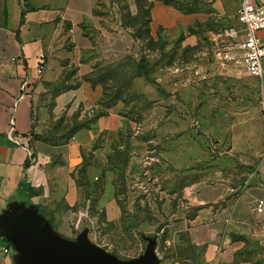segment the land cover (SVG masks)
I'll use <instances>...</instances> for the list:
<instances>
[{
    "label": "rangeland",
    "instance_id": "374dc122",
    "mask_svg": "<svg viewBox=\"0 0 264 264\" xmlns=\"http://www.w3.org/2000/svg\"><path fill=\"white\" fill-rule=\"evenodd\" d=\"M166 1L181 13L169 20L161 13L164 24L150 31L151 39L147 18L133 21L137 13L117 0L123 24L139 45L136 55L114 66L117 78L105 82L109 95H102L100 103L58 102L64 91L80 84L73 69L39 87L33 96L34 133L54 143H69L77 136L82 144L76 173L95 218L77 227L74 220L66 221L58 230L62 235L75 239L88 227L92 241L122 259L145 251L143 235L156 236L160 264H202L200 249L180 225L187 213V188L201 178L200 169L215 167L230 150L233 126L243 113L259 106L264 118V86L217 58L221 31L239 27L241 0ZM108 5L99 6L96 13H107ZM87 26L95 35L92 24ZM141 59L155 82L143 78V94L132 81ZM125 78L129 84L123 83ZM98 85L104 92V83ZM111 96L121 99L119 107H108ZM103 116L114 120L109 128L98 126ZM185 153L190 160H183ZM192 169L197 172H187ZM101 208L105 213L109 209L113 220L103 218Z\"/></svg>",
    "mask_w": 264,
    "mask_h": 264
},
{
    "label": "crops",
    "instance_id": "0c3cea01",
    "mask_svg": "<svg viewBox=\"0 0 264 264\" xmlns=\"http://www.w3.org/2000/svg\"><path fill=\"white\" fill-rule=\"evenodd\" d=\"M111 1L0 0V214L14 201H27L41 206L50 219L54 216L57 230H63L68 220H74L77 227L95 218L76 173L82 144L77 136L69 143L35 136L33 96L39 87L61 80L73 69L80 84L64 91L58 102L100 103L102 88L85 77L98 64H117L133 55L139 46L123 24L117 0L112 8ZM122 1L137 13L136 0ZM150 1H154L152 32L164 24L161 13L167 20L181 13L171 5ZM107 3V13L97 14L96 9ZM87 23L96 29L95 35ZM260 36L264 39V31ZM42 61L44 69L39 72ZM133 84L141 94L147 93L143 77L135 78ZM262 97L264 110V91ZM12 121L19 144L8 138ZM113 121L103 116L97 124L109 128ZM263 150L264 118L256 106L234 124L230 150L218 158L215 167L200 169L201 178L187 188V208L192 211L184 209L187 213L180 225L190 241L203 248L204 264H264V210H257L264 200ZM110 212L106 209L109 221L113 220ZM3 239V246H9ZM3 246L0 264H15L12 246L8 254L1 251Z\"/></svg>",
    "mask_w": 264,
    "mask_h": 264
},
{
    "label": "water",
    "instance_id": "95a60500",
    "mask_svg": "<svg viewBox=\"0 0 264 264\" xmlns=\"http://www.w3.org/2000/svg\"><path fill=\"white\" fill-rule=\"evenodd\" d=\"M0 237L15 250V264H160L158 238L143 235L145 251L122 259L92 241L85 227L75 239L62 235L35 203L14 201L0 214Z\"/></svg>",
    "mask_w": 264,
    "mask_h": 264
},
{
    "label": "built area",
    "instance_id": "2783aa9c",
    "mask_svg": "<svg viewBox=\"0 0 264 264\" xmlns=\"http://www.w3.org/2000/svg\"><path fill=\"white\" fill-rule=\"evenodd\" d=\"M239 27H230L221 31L217 42V58L223 64L239 68L246 75L256 78L264 86V39L260 33L264 31V0H241L237 13ZM44 69L43 61L40 62L38 71ZM27 83L22 90L25 92ZM8 138L19 144V137L15 134V124L8 133ZM28 152L31 155V150ZM264 158V156H263ZM257 210L263 212L264 200H260ZM9 246H3L4 254L10 253Z\"/></svg>",
    "mask_w": 264,
    "mask_h": 264
},
{
    "label": "trees",
    "instance_id": "16d2710c",
    "mask_svg": "<svg viewBox=\"0 0 264 264\" xmlns=\"http://www.w3.org/2000/svg\"><path fill=\"white\" fill-rule=\"evenodd\" d=\"M161 1H163L166 5H171L172 6V3L169 2V1H166V0H161ZM136 4H137V9H138L137 11L138 12H137V16L133 17V21H138L140 19V17L145 16V18H147V20H148V25H149L148 26V31H147V33H148V37L147 38L153 39V37H152V35L150 33V31H151L150 23L152 21V8L154 6V1H150V0H136ZM83 28L86 30L87 26L85 24H83ZM86 33L89 34V32H87V31H86ZM115 65H117V64H111V65H103V64L99 65L98 64L95 67L94 71L90 75L85 77V80L91 82L93 86L98 85L99 83H101V84L104 83V85H103L104 92H103L102 95H104V96L109 95V93H107V90H105L106 87H107L105 82H107V80H112L113 81L115 78H117L116 74H112L113 69H115V67H114ZM145 70H146V63H145L144 59H141V60L138 61V71L133 74L132 81H134V79L137 78V77H143L147 82L155 83L153 81V79L150 77V74L147 72V70L146 71ZM97 71H98V76L95 77V74H96L95 72H97ZM123 83L129 84L128 79L126 80V78H125ZM114 87H116V85ZM114 98L115 97H113V96L110 97V99H109L110 103H109L108 107L111 108V107L117 105V103L119 101H121V99L118 96H117L118 99H116V98L114 99ZM38 207H39V211L49 219V221L52 223L53 227L55 228L52 219H50L45 214V212H44V210H43V208L41 206H38ZM90 211H91L92 215L95 216L96 211L94 212V208L91 205H90ZM101 212L103 213L102 214L103 218H105L106 217L105 209L101 208ZM188 240L190 241V239H188ZM8 245L11 246L10 243H8ZM194 246H196V245H194ZM191 247H193V246H191ZM196 247H198L200 249V251H201V263L204 264L203 248L199 247V246H196Z\"/></svg>",
    "mask_w": 264,
    "mask_h": 264
}]
</instances>
